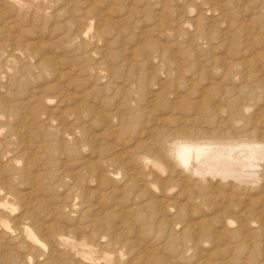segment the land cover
Masks as SVG:
<instances>
[{
  "label": "rangeland",
  "instance_id": "obj_1",
  "mask_svg": "<svg viewBox=\"0 0 264 264\" xmlns=\"http://www.w3.org/2000/svg\"><path fill=\"white\" fill-rule=\"evenodd\" d=\"M0 8V264H264V232L252 226L236 229L237 224L228 229L217 214L222 199H195L187 191L192 187L182 191L160 174L148 175L136 159L149 142L144 130L155 121L171 126L175 115L167 98L144 106L126 92L139 88L141 97L158 95L165 76L180 78V104H197L209 83L224 82L194 73V65L207 72L212 64L205 59L212 56L264 53V0H0ZM122 56L129 57L128 65ZM142 56L160 60L165 68L153 65L152 70ZM171 62L182 68L170 70ZM90 88L93 94L87 96ZM212 91L217 94L219 88ZM113 157L117 163H111Z\"/></svg>",
  "mask_w": 264,
  "mask_h": 264
},
{
  "label": "bare ground",
  "instance_id": "obj_2",
  "mask_svg": "<svg viewBox=\"0 0 264 264\" xmlns=\"http://www.w3.org/2000/svg\"><path fill=\"white\" fill-rule=\"evenodd\" d=\"M1 9V8H0ZM80 33V32H79ZM76 35V34H75ZM80 37V36H79ZM77 38V37H76ZM89 47V46H88ZM97 52V51H96ZM98 53V52H97ZM102 53V52H101ZM101 53H98L101 55ZM89 54V53H88ZM87 54V55H88ZM105 54V53H103ZM92 55V54H91ZM96 55V54H95ZM98 55V56H100ZM109 55V54H107ZM103 56V55H102ZM101 56V57H102ZM112 58V55H110ZM120 56V55H119ZM118 56V57H119ZM131 56V55H130ZM136 56V55H135ZM134 56V57H135ZM141 56V55H140ZM228 56V55H227ZM252 56V55H251ZM246 57L245 55H241V56H237V55H231L228 57L224 56H212L210 58L205 59L206 61L210 62L212 64V66L210 67V71L208 70L207 72L203 70L202 67H200L199 65H194L191 66L193 67L195 70L194 73H196V71H198L199 73H203L205 72L206 74V78H208V80L210 79V81H213L215 79H219V82L221 81L224 82L223 80H227V81H232L230 83V85H223L219 86L217 83L216 85H213L215 83H209V85H207V88L203 89L200 92V102H198L197 104H193L190 100V104H185L182 105L180 104V97L178 95L179 92V87L180 84H182L183 80H179V82H176V80L174 79H167V76L165 81L161 84V86L158 85V87L163 88L162 89V93L158 94V95H154L151 93H147L150 94L148 97L145 96V94H142L143 97H141V90H139V88H129L128 90H126L127 88H124L126 90V92L128 93V91L130 93H132L131 95H135L137 96L135 101L137 102H144V106H151L153 105V103L155 101H157V98H161L159 100L165 98H167L166 104L169 106V110L172 114L175 115L174 119H172V125H168L166 122L163 123V125L159 126L157 123V121L154 122V124L151 126V129L149 130H144L148 135V144L146 146H144V150L145 153L143 155L140 154V156H137V160L140 161L143 166V168L145 170L148 171V175H157L160 174L164 177H166V179H168V182H174L177 186H180V188L182 189V191H184L187 188H191V190H187L188 192L190 191V193H192V195H196L195 199H201L202 196L204 197H212L213 199L217 198V199H222V204L220 207H218L217 209V214H219L218 216L221 217L222 223L224 225H226V227L229 229L231 228V226H233V224H237L236 225V229L239 228H243L244 226L246 228H249L248 226H252L254 228H256L258 231L260 230V233L264 232V53H262V55H254L253 57ZM89 57V56H88ZM105 57V56H104ZM117 57V58H118ZM123 57V56H122ZM121 59H125L124 57ZM133 57V59H134ZM138 57V56H137ZM143 57V56H142ZM103 58V57H102ZM116 58V59H117ZM129 58V57H127ZM144 58V57H143ZM146 58V57H145ZM144 58V59H145ZM90 59V58H89ZM92 59V58H91ZM130 58V60H133ZM136 59V58H135ZM134 59V60H135ZM14 60V59H13ZM100 60V58H99ZM106 60V59H103ZM102 60V61H103ZM128 59H125L126 62H124L122 60V62H124V64H127ZM142 60V59H141ZM87 62L90 60H86ZM92 61V60H91ZM95 61V59H94ZM101 61V60H100ZM107 61V60H106ZM109 61V60H108ZM111 61V60H110ZM93 62V61H92ZM96 62V61H95ZM113 62V61H112ZM117 62V61H116ZM155 62L157 64H155ZM203 62V61H202ZM262 62V63H261ZM90 63V62H89ZM97 63V62H96ZM103 63V62H100ZM131 63V62H130ZM143 65H149V68L152 69L153 65H157L158 67H163L165 68V65L162 64L159 60V62L155 59L151 58H147L145 59V61H143ZM91 64H95V63H91ZM123 64V63H121ZM120 64V67L123 66ZM208 64V63H207ZM90 65V64H88ZM100 64H98L97 67H99ZM106 65V64H105ZM128 65V64H127ZM133 65V63L131 64ZM214 65V66H213ZM94 66V65H93ZM101 66V65H100ZM109 66V65H108ZM106 66V68L108 67ZM119 66V65H118ZM130 66V65H129ZM197 66V67H195ZM96 67V69H97ZM124 67V66H123ZM122 67V68H123ZM128 67V66H127ZM148 67V66H147ZM156 67V66H155ZM179 68L180 65L177 62H171L169 64V67L167 68ZM209 67V66H208ZM112 68V67H111ZM118 68V69H119ZM121 68V69H122ZM171 68V69H172ZM182 68V67H180ZM190 70V66L188 67ZM187 68V70H188ZM202 68V69H201ZM125 68H123L122 70H120L121 72L124 70ZM129 69V67H128ZM127 69V70H128ZM132 68H130L131 70ZM134 69V68H133ZM170 69V70H171ZM101 69H99L100 71ZM104 70V69H102ZM108 70V68H107ZM106 70V71H107ZM112 70V69H111ZM117 70V67H116ZM130 70H128L130 72ZM153 70V69H152ZM161 70V69H160ZM169 70V71H170ZM183 70V69H182ZM186 70V72H187ZM188 70V71H189ZM203 70V71H202ZM89 71V70H88ZM96 72L99 73V71L95 70ZM126 71V70H125ZM132 71V70H131ZM156 71V70H155ZM164 71V70H163ZM109 73V70L107 71ZM106 72V73H107ZM112 72V71H111ZM116 72V71H115ZM119 72V71H117ZM149 72V71H148ZM147 72V73H148ZM197 72V74H198ZM67 73V72H66ZM65 73V74H66ZM114 73V72H113ZM120 73V72H119ZM124 73V71L122 72ZM132 73V72H131ZM155 73V72H154ZM153 73V74H154ZM175 73V72H174ZM185 73V71L183 72ZM191 73V72H190ZM110 74V73H109ZM108 74V75H109ZM121 74V73H120ZM119 74V75H120ZM127 74V72H126ZM152 74V73H151ZM152 74V75H153ZM162 74V73H161ZM165 74V73H164ZM169 74V73H168ZM88 75V74H87ZM96 75V73H95ZM94 75V76H95ZM100 75V73H99ZM107 75V74H106ZM111 75V74H110ZM109 75V77H110ZM118 75V74H117ZM129 75V74H128ZM131 75V74H130ZM138 75V74H137ZM166 75V74H165ZM171 75V74H170ZM202 75V76H203ZM98 76V74H97ZM115 76V74H114ZM123 76V75H122ZM125 76V75H124ZM135 75L133 74L132 77H134ZM172 76V75H171ZM169 76V77H171ZM175 76V74H174ZM197 75H194V77ZM198 76H201V74H199ZM91 77V76H90ZM89 77V78H90ZM113 77V76H112ZM129 77V76H128ZM139 77V76H138ZM152 76H150L151 78ZM193 77V78H194ZM88 78V77H86ZM85 78V79H86ZM102 78L105 79L104 76H102ZM114 78V77H113ZM112 78V79H113ZM125 78V77H124ZM127 78V77H126ZM156 78V77H155ZM182 78V77H181ZM192 78V79H193ZM97 79V78H96ZM110 79V78H109ZM120 79V78H119ZM123 78H121L120 81H122ZM160 79V78H159ZM195 79V78H194ZM88 80V79H86ZM85 80V82H86ZM91 80V79H90ZM95 80V79H94ZM99 79H97L96 81H98ZM101 80V79H100ZM106 80V79H105ZM111 80V79H110ZM131 80V78L129 79ZM158 80V79H157ZM89 81V80H88ZM94 82H90V83H95ZM104 80H101V82ZM107 81V80H106ZM105 81V82H106ZM109 81V80H108ZM107 81V83H109ZM125 81V80H124ZM123 81V82H124ZM128 81V78L126 80V82ZM196 81V79H195ZM205 81V80H204ZM236 81V83H235ZM130 81H128V84ZM133 82V81H132ZM139 81H137L138 83ZM157 82V81H156ZM119 82H117L118 84ZM200 83V82H199ZM198 83V84H199ZM203 83V82H202ZM205 83H207L205 81ZM203 83V84H205ZM229 83V82H228ZM89 84V83H88ZM87 84V85H88ZM105 84V83H103ZM114 84V83H112ZM132 84V83H131ZM86 85V84H85ZM90 85V84H89ZM100 85V84H99ZM102 85V84H101ZM108 84H106L107 86ZM135 85V84H134ZM140 85V82H139ZM150 85V84H149ZM194 85V84H193ZM201 85V84H200ZM221 85V84H220ZM93 86V85H92ZM95 86V85H94ZM93 86V87H94ZM105 86V85H104ZM103 86V87H104ZM105 86V87H106ZM110 86V85H109ZM113 86V85H112ZM120 86V85H119ZM151 86V85H150ZM199 86V85H198ZM204 86V85H203ZM102 87V86H101ZM104 87V88H105ZM116 87V86H115ZM114 87V88H115ZM133 87V86H132ZM206 87V86H205ZM216 87V89L219 88V91L217 94H215L212 89ZM95 89L98 87H94ZM108 88V87H107ZM122 88V87H120ZM146 88V87H145ZM153 88V87H152ZM169 88V89H168ZM199 88H201V86H199ZM91 89V88H90ZM117 89L118 85H117ZM244 89H248V91H244ZM99 90V89H98ZM109 90V89H108ZM113 90V89H112ZM123 90V89H122ZM165 90L168 93V96H174L173 99L172 98H168L167 94L165 95ZM86 91H88L86 89ZM117 91V90H116ZM169 91V92H168ZM200 91V90H199ZM259 91V94H256V92ZM66 92V91H65ZM68 92V91H67ZM92 92V89H91ZM98 92V91H97ZM100 92V91H99ZM107 91H105L104 93H106ZM118 92V91H117ZM120 92V91H119ZM140 92V94H139ZM145 92H148L147 90ZM198 92L195 90V93ZM255 92V93H254ZM87 93V92H86ZM85 93V94H86ZM89 93V91H88ZM121 93V92H120ZM123 93V92H122ZM142 93H144V91H142ZM164 93V94H163ZM181 93V92H180ZM254 95H252V94ZM93 92L91 94H87V96L92 95ZM96 94V93H95ZM108 94V93H107ZM114 94V93H113ZM116 94V93H115ZM119 94V93H118ZM124 94V93H123ZM198 93H196L197 95ZM215 94V96L213 95ZM97 95V94H96ZM105 95V94H104ZM123 96V95H122ZM127 96V94L125 95ZM214 96V97H213ZM96 97V96H95ZM91 100H94V98ZM118 96H116L117 98ZM135 97V96H134ZM196 97V96H193ZM126 97L122 98L127 106H128V101L125 100ZM175 98V99H174ZM97 99V98H96ZM119 99V97H118ZM131 99V97H130ZM100 100V99H98ZM102 100V99H101ZM105 100V99H104ZM108 99L106 98V101ZM115 100V99H114ZM197 100V99H196ZM255 101L256 104L254 107L251 105V103L249 101ZM86 101V100H85ZM105 101V102H106ZM111 101V98H110ZM121 101V100H120ZM123 101V102H124ZM163 101V100H162ZM193 101V100H192ZM198 101V100H197ZM90 102V100H89ZM99 102V101H98ZM103 102V101H102ZM102 102H99L100 104ZM124 102V103H125ZM128 102V103H127ZM130 102H133L132 100H130ZM158 102V101H157ZM165 102V101H164ZM163 102V103H164ZM196 102V101H195ZM194 102V103H195ZM114 103V101H113ZM116 103V102H115ZM156 103V102H155ZM162 103V102H161ZM162 103V104H163ZM192 103V104H191ZM89 105V103H87ZM105 104V103H104ZM109 104V103H108ZM120 104V102H119ZM130 104V103H129ZM134 104V103H133ZM157 104V103H156ZM161 104V105H162ZM111 105V104H110ZM114 105V104H113ZM112 105V106H113ZM118 105V104H117ZM87 106V105H86ZM85 106V107H86ZM91 106V104H90ZM121 106V105H120ZM118 106V108L120 107ZM126 106V105H124ZM143 106V104H142ZM103 107V106H102ZM109 106L107 105L106 109ZM131 107V104H130ZM88 108V107H87ZM90 108V107H89ZM104 108V107H103ZM138 108V107H137ZM136 108V109H137ZM161 108V107H160ZM102 109V108H101ZM100 109V110H101ZM105 109V110H106ZM109 109V108H108ZM107 109V110H108ZM112 109V108H111ZM129 109V108H128ZM132 109V107L130 108ZM143 109V108H140ZM149 109V108H148ZM147 109V111H148ZM87 110V109H86ZM85 110V111H86ZM92 110H94V108H92ZM113 110V109H112ZM133 110V109H132ZM131 110V111H132ZM89 111V110H87ZM103 111V110H102ZM102 111L100 112L102 115ZM117 111V110H115ZM114 111V112H115ZM119 111V110H118ZM117 111V113H118ZM122 111V110H121ZM130 111V112H131ZM145 111V110H144ZM152 111H156V110H152ZM92 112V111H91ZM96 112V111H95ZM94 112V113H95ZM107 112V111H106ZM110 112V110H109ZM133 112V111H132ZM151 112V111H150ZM150 112L148 114H150ZM141 113V112H140ZM143 113V111H142ZM141 113V114H142ZM157 113V111H156ZM87 114V113H85ZM84 114V115H85ZM92 114V113H91ZM96 114V113H95ZM94 114V115H95ZM98 114V113H97ZM109 113H107L108 115ZM111 115H113V112L110 113ZM122 114V113H121ZM132 114V113H131ZM170 114V115H172ZM88 115V114H87ZM90 115V114H89ZM100 115V114H98ZM100 115V116H101ZM135 115H138L137 113ZM152 115V112H151ZM97 116V115H96ZM104 116V114H103ZM101 116L103 119L106 116ZM115 116V115H114ZM120 116V115H118ZM131 116V115H130ZM167 117V115H165ZM87 117V116H86ZM89 117V116H88ZM117 117V116H116ZM122 117V115H121ZM135 117V116H134ZM173 117V116H172ZM112 118V117H111ZM115 118V117H114ZM128 118V117H126ZM152 118V117H151ZM161 118V117H160ZM100 119V120H103ZM117 120V118H115ZM149 119V116H148ZM155 119V118H154ZM158 119V118H157ZM163 119V118H161ZM167 119V118H166ZM122 120V118H121ZM133 120V119H132ZM146 120V119H145ZM144 120V121H145ZM164 120V119H163ZM89 121V120H88ZM109 121V120H108ZM120 121V120H118ZM130 121V120H129ZM143 121V120H142ZM149 121V120H147ZM145 121V122H147ZM160 121V120H159ZM166 121V120H165ZM170 121V120H169ZM87 122V121H86ZM85 122V124H86ZM105 121H103V124L105 125L106 123H104ZM121 122V121H120ZM119 122V123H120ZM131 122V121H130ZM164 122V121H163ZM96 123V122H95ZM109 121V125L111 126V123ZM119 123H117L119 125ZM139 123V122H138ZM153 123V121L151 122ZM161 123V122H160ZM170 123V122H169ZM94 124V123H93ZM116 124V126H117ZM124 123H122L123 126ZM148 124V123H147ZM95 125V124H94ZM93 125V126H94ZM113 126H115L114 124H112ZM141 125V124H140ZM41 126V125H40ZM88 126V125H87ZM87 126L85 128H87ZM97 126V125H96ZM107 126V125H106ZM120 126V125H119ZM143 128V125H141ZM147 126V125H146ZM109 127V126H108ZM107 127V128H108ZM121 127V126H120ZM118 127V128H120ZM136 127V126H135ZM90 128V126H89ZM104 128V127H103ZM114 128V127H112ZM130 128V127H129ZM91 129V128H90ZM95 129V127H94ZM122 129V128H120ZM147 129V128H146ZM68 130V129H67ZM37 131V130H36ZM70 130H68L69 132ZM89 131V130H88ZM117 131V130H116ZM125 131V129H124ZM19 132V131H18ZM22 132V131H21ZM27 132V131H25ZM101 132V130L99 131ZM98 132V133H99ZM143 132V133H145ZM61 133V132H60ZM67 133V132H65ZM115 133V132H114ZM124 132H121V134H123ZM129 132L127 131V134ZM141 133V132H140ZM142 133V134H143ZM71 134V131H70ZM88 134V133H87ZM101 134V133H100ZM99 134V135H100ZM118 133H116L117 135ZM141 134V136H142ZM28 135V134H27ZM86 134H84L85 136ZM106 135V133H105ZM112 135V134H111ZM125 135V134H124ZM123 135V136H124ZM74 136V135H71ZM88 136V135H86ZM94 136V135H93ZM114 136V135H113ZM127 136V135H126ZM139 136V137H141ZM146 136V135H145ZM68 137V136H67ZM70 137V136H69ZM68 137V138H69ZM95 137H97V135H95ZM100 137V136H99ZM119 137V136H118ZM14 138V137H13ZM65 138V137H64ZM84 138V137H83ZM102 138V136H101ZM121 139V137H119ZM124 138V137H123ZM90 139H94V138H90ZM96 139V138H95ZM109 139V138H108ZM146 139V138H145ZM144 139V140H145ZM84 140V139H83ZM86 140V139H85ZM102 141V139H100ZM99 140V141H100ZM105 140V139H104ZM103 140V142H104ZM118 140V138H117ZM122 140V139H121ZM147 140V139H146ZM62 141V140H61ZM98 141V142H99ZM133 141V140H131ZM140 141V140H139ZM56 142V141H55ZM74 142V141H73ZM102 142V144H103ZM119 142V141H118ZM122 142H124L122 140ZM127 144L128 140L125 141ZM130 142V141H129ZM144 142V141H143ZM147 141H145L146 143ZM101 144V143H100ZM115 144V141H114ZM121 144V143H120ZM124 145V144H123ZM126 145V144H125ZM85 146V145H84ZM117 146V145H116ZM131 146V145H130ZM139 146V145H138ZM111 147V144H110ZM113 147V146H112ZM136 147V144H135ZM134 147V148H135ZM99 148V147H98ZM97 148V149H98ZM134 148H130L134 149ZM76 149V148H75ZM88 149V148H87ZM102 149V148H101ZM109 148H107L108 150ZM127 149V148H126ZM29 150V149H28ZM77 150V149H76ZM86 150V148H85ZM93 150V149H91ZM90 151V150H89ZM94 151V150H93ZM118 151V150H117ZM125 152V150H123ZM88 152V151H87ZM95 152V151H94ZM97 152V151H96ZM100 152V151H99ZM141 152V151H140ZM139 152V153H140ZM3 153V152H2ZM72 153V151H71ZM93 153V152H92ZM122 153V151H121ZM120 153V155H121ZM138 153V152H137ZM73 154V153H72ZM89 154V153H88ZM118 154V153H117ZM116 154V155H117ZM86 155V154H85ZM98 155V154H97ZM109 155V153H108ZM125 155V154H124ZM91 156V155H90ZM96 156V155H95ZM134 156V155H133ZM32 157V156H31ZM124 157V156H123ZM127 157H131V156H127ZM85 159V158H84ZM87 159V158H86ZM100 159V156H99ZM129 160V158H127ZM132 159V157L130 158ZM90 160V159H89ZM98 160V159H97ZM109 160V159H108ZM115 160H117L116 158L113 157V159L110 161L111 163L115 162ZM126 160V159H125ZM20 161V160H19ZM133 161V160H131ZM136 161V160H135ZM22 162V161H21ZM108 162V161H107ZM125 162V161H124ZM137 162V161H136ZM139 162V163H140ZM85 163V162H84ZM97 163H99V161H97ZM109 163V162H108ZM107 163V165H108ZM110 163V166H112ZM117 163V162H115ZM114 163V164H115ZM95 164V163H93ZM104 164V161H103ZM128 164L129 163L128 161ZM133 164V163H132ZM135 164V163H134ZM2 165V164H1ZM106 165V162H105ZM106 165V166H107ZM121 165V162H120ZM94 166V165H91ZM96 166V164H95ZM130 166V165H127ZM124 166L123 167H127ZM132 166V165H131ZM141 166V167H142ZM89 167V166H88ZM87 167V168H88ZM98 168V166H96ZM105 167V166H104ZM122 167V166H120ZM91 169H93L92 167H90ZM89 168V169H90ZM109 168V167H108ZM119 168V167H118ZM132 168V167H131ZM134 168V167H133ZM29 169V168H28ZM113 169V168H112ZM141 169V170H144ZM138 170V169H137ZM89 171V170H88ZM113 171V170H112ZM111 171V172H112ZM128 171V170H127ZM91 172V171H90ZM89 172V173H90ZM94 172V171H93ZM97 172V171H96ZM100 172V171H99ZM102 172V171H101ZM110 172V173H111ZM114 172V171H113ZM112 172V173H113ZM130 172V171H129ZM128 172V173H129ZM98 173V172H97ZM115 174V173H114ZM130 174V173H129ZM128 174V175H129ZM133 174V173H132ZM144 174V173H143ZM96 175V173H95ZM101 175V174H100ZM108 175V174H107ZM113 175V174H112ZM116 175V174H115ZM120 175V174H119ZM127 175V174H126ZM131 176V175H130ZM159 176V175H158ZM105 177V176H104ZM109 177V176H108ZM117 177V175H116ZM120 177H123L122 175ZM151 177V176H150ZM106 178V177H105ZM112 178V177H110ZM134 178V177H133ZM148 178V177H147ZM34 179V178H33ZM132 178H130L131 180ZM135 179V178H134ZM156 179V178H155ZM162 179V178H161ZM100 179H98L97 181H99ZM107 180V179H106ZM123 180V179H122ZM160 180V178L158 179ZM90 181V179H89ZM93 181V179H92ZM91 181V182H92ZM102 181H104L102 179ZM119 181V180H118ZM150 181V180H149ZM155 181V180H154ZM35 182V181H34ZM108 182V181H107ZM110 182V181H109ZM130 183V181H128ZM158 182V181H157ZM167 182V180H166ZM167 182V183H168ZM95 183V181H94ZM100 183V182H99ZM122 183V182H121ZM156 183V182H155ZM154 183V184H155ZM161 183V182H160ZM159 183V185H160ZM164 183V179L163 182ZM97 184V183H96ZM95 184V185H96ZM152 184V182H151ZM103 185V184H102ZM106 185V184H105ZM127 185V184H126ZM149 183H148V187H149ZM158 185V186H159ZM169 185V183H168ZM114 186V185H113ZM163 186V185H162ZM99 187V186H97ZM167 186L164 187V189ZM173 187V186H172ZM176 187V186H175ZM100 188V187H99ZM113 188V187H112ZM111 188V189H112ZM154 188V187H153ZM179 188V187H176ZM123 189V188H122ZM145 189V188H144ZM161 189V188H159ZM158 189V190H159ZM173 189V188H172ZM102 190V189H101ZM151 190V189H150ZM157 190V191H158ZM163 190V189H162ZM167 191L169 189H166ZM165 190V191H166ZM90 190H88L87 192L89 193ZM117 191V190H116ZM143 191V190H141ZM161 191V190H160ZM164 191V192H165ZM180 191V190H179ZM122 192V191H121ZM147 192V191H146ZM151 192V191H150ZM187 192V194H188ZM7 193V192H6ZM103 193V192H102ZM155 193V192H154ZM163 193V191H162ZM169 193V192H168ZM177 193V192H176ZM179 193V192H178ZM182 193V192H180ZM184 193V192H183ZM95 194V193H94ZM93 194V195H94ZM144 194V193H143ZM148 194V192H147ZM164 194V193H163ZM166 194V192H165ZM164 194V195H165ZM171 194V193H170ZM186 194V193H184ZM78 195V194H77ZM88 195V194H87ZM92 195V193H91ZM92 195V198H93ZM153 195V194H152ZM157 195V194H156ZM180 195V194H179ZM177 194V196H179ZM182 195V194H181ZM191 195V196H192ZM101 196V195H100ZM99 196V197H100ZM103 197V196H102ZM153 198V196H151ZM164 197H168V196H164ZM180 197V196H179ZM178 197V198H179ZM190 197V196H189ZM169 198V197H168ZM184 198V196H183ZM187 198V197H186ZM191 198V197H190ZM156 199V198H155ZM162 199V198H161ZM164 199V198H163ZM172 199V198H171ZM205 199V198H203ZM212 199V200H213ZM98 200V199H97ZM106 200V198H105ZM174 200V199H173ZM175 200L177 201V199L175 198ZM180 200V199H179ZM208 200V199H207ZM90 201V200H89ZM152 201H154L152 199ZM156 201V200H155ZM166 201V200H165ZM172 201V200H170ZM169 201V202H170ZM204 201V200H203ZM206 201V199H205ZM209 201H211V199H209ZM214 201V200H213ZM98 202V201H97ZM158 202V201H156ZM163 202V201H162ZM167 202V204L169 203ZM173 202V201H172ZM180 202V201H179ZM179 202L177 201V203L179 204ZM208 202V201H207ZM151 203H155V202H151ZM161 203V201H160ZM171 203V202H170ZM169 203V204H170ZM185 203V202H184ZM205 203V202H204ZM216 203V202H215ZM176 204V202H175ZM177 204V206H178ZM186 204V203H185ZM210 204V202H209ZM208 204V205H209ZM218 204V203H217ZM2 205V204H0ZM155 205H157L155 203ZM166 205V202H165ZM182 205V204H181ZM188 205V204H186ZM184 206L180 207L182 209H185V207L188 206ZM193 205V204H191ZM201 206V204H198ZM197 205V208H198ZM211 205V204H210ZM214 205V204H213ZM163 206V205H161ZM160 206V207H161ZM168 207V205H166ZM180 206V204H179ZM216 206V205H214ZM156 207V206H155ZM190 207V206H189ZM192 207V206H191ZM3 208V207H2ZM162 208V207H161ZM178 208V207H177ZM207 208V206H206ZM212 208V207H210ZM98 209V207L96 208ZM164 209V208H163ZM166 209V207H165ZM190 209V208H189ZM188 209V210H189ZM194 209V208H193ZM213 209V208H212ZM102 210V209H101ZM180 210V209H179ZM192 210V209H191ZM206 210H211V209H206ZM166 211V210H165ZM185 211V210H183ZM214 211V209H213ZM212 211V213H213ZM97 212V211H96ZM182 212V211H181ZM93 213V212H92ZM192 213V212H191ZM190 213V214H191ZM196 213H199L198 210ZM231 213L234 214L235 216H233V218H231V216H226L227 214L229 215ZM102 214V213H100ZM194 214V213H193ZM192 214V215H193ZM215 214V213H214ZM103 215V214H102ZM225 215V218H223L222 216ZM101 216V215H100ZM184 216V214H183ZM190 216L188 215V218ZM193 217V216H192ZM98 219V218H97ZM216 219V218H215ZM226 219V220H225ZM190 222V220H189ZM221 222V221H219ZM189 225V224H188ZM195 225V224H194ZM24 226V225H23ZM25 227V226H24ZM163 227V226H161ZM221 227V226H220ZM238 227V228H237ZM165 228V227H163ZM208 228V226H207ZM223 228V227H221ZM175 229V227H174ZM227 229V230H228ZM251 229V228H250ZM249 229V230H250ZM17 230V229H16ZM179 230V228H178ZM170 231V229H169ZM173 231V230H172ZM237 231V230H236ZM253 231V230H252ZM32 232V231H31ZM244 232V231H243ZM246 232V231H245ZM17 233V232H16ZM224 234H228L223 232ZM251 233V232H250ZM249 233V234H250ZM258 232H256L257 234ZM239 234V233H238ZM243 234V233H242ZM242 234H240V236H242ZM248 234V232H247ZM254 234V233H253ZM255 236H258L259 234H257ZM31 235V234H30ZM252 235V233L250 234ZM231 236V235H230ZM239 237V235H238ZM237 237V239H238ZM250 237V236H247ZM67 238V237H66ZM233 238V235H232ZM254 238V237H253ZM263 238V237H262ZM197 239V238H196ZM244 239V236H243ZM251 239V238H250ZM258 239V237L256 238ZM255 239V240H256ZM37 240V239H36ZM39 240V239H38ZM188 240V239H187ZM236 239H234V243H237V241L235 242ZM239 240V239H238ZM253 240V239H252ZM260 240V239H258ZM243 241V240H242ZM246 241V240H245ZM244 241V242H245ZM136 243V241H134ZM188 242H190L188 240ZM204 242V241H203ZM241 242V240H240ZM264 242V241H263ZM263 242L261 244H263ZM38 243V242H37ZM205 243V242H204ZM254 243V242H252ZM260 243V242H258ZM62 244V243H61ZM193 244V243H192ZM197 244V243H196ZM200 244V243H199ZM244 244V243H243ZM248 244V242H247ZM198 245V244H197ZM240 245V244H239ZM246 246V244H244ZM255 247V244L249 245ZM257 245V242H256ZM259 247V246H258ZM262 247V246H261ZM260 247V248H261ZM248 248V246H247ZM257 248V246H256ZM259 248V249H260ZM263 248V247H262ZM22 249V248H21ZM245 248H243L242 250H244ZM258 249V250H259ZM240 250V248H239ZM257 250V249H256ZM74 251V250H73ZM241 251V250H240ZM5 252V251H4ZM255 252V251H254ZM261 251H258V253ZM242 253V252H241ZM257 253V254H258ZM263 253V252H262ZM256 254V253H255ZM256 254V255H257ZM101 258V257H100ZM251 259V256L250 258ZM248 259V260H249ZM251 261V260H250Z\"/></svg>",
  "mask_w": 264,
  "mask_h": 264
}]
</instances>
